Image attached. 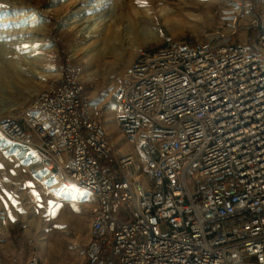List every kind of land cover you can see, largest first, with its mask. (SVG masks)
Returning a JSON list of instances; mask_svg holds the SVG:
<instances>
[{"label":"built area","instance_id":"2783aa9c","mask_svg":"<svg viewBox=\"0 0 264 264\" xmlns=\"http://www.w3.org/2000/svg\"><path fill=\"white\" fill-rule=\"evenodd\" d=\"M0 137L90 196L81 264H264V13L251 5L191 46L136 48L108 100L65 59Z\"/></svg>","mask_w":264,"mask_h":264},{"label":"rangeland","instance_id":"374dc122","mask_svg":"<svg viewBox=\"0 0 264 264\" xmlns=\"http://www.w3.org/2000/svg\"><path fill=\"white\" fill-rule=\"evenodd\" d=\"M85 2L0 0V119L43 88L51 78L47 75L58 71L67 58L82 68L86 95L108 100L136 48L167 43L191 46L210 30L226 29L238 4L264 13V0H191L189 4L166 0L161 8H152L154 17L144 14L149 6L142 0H103L91 14L108 20L98 26L101 35L92 38L77 36L79 28L90 24L85 22L88 15L81 19L73 13L91 8L94 1ZM22 7L35 17L31 24L39 35L34 41L32 35L19 34L18 29L26 28L17 22L22 12L16 9ZM163 9L167 14L160 16L158 10ZM77 19L80 25L75 28L70 23ZM80 45H90L87 56L95 45L100 50L86 63L80 52L72 53ZM10 62L17 74L7 69ZM91 73L96 81H91ZM105 117L106 137L119 145L118 130L110 115ZM50 202L60 205L54 217ZM90 205L88 194L41 171L32 152L0 139V264H25L30 257H36L38 264H81Z\"/></svg>","mask_w":264,"mask_h":264},{"label":"bare ground","instance_id":"6f19581e","mask_svg":"<svg viewBox=\"0 0 264 264\" xmlns=\"http://www.w3.org/2000/svg\"><path fill=\"white\" fill-rule=\"evenodd\" d=\"M94 1V2H93ZM103 0H87V2H85V3H83V5H87V4H89V3H91V2H93V4H92V7L91 8H89V9H87V6H85V8L83 7L82 9H79V10H76V11H74L73 13L76 15H78V17L79 18H81L82 19V17L84 16V15H88L89 17L87 18L86 17V19H85V22H88V23H90L89 24V26H87L86 28H84V27H81V28H79L78 29V31H77V36H80V35H82V34H84V35H93L92 36V38L93 37H98V36H100L101 34H99V32L101 31V29H99L98 28V26L100 25V23H102V22H105V21H107V20H102V19H100L101 17H99V16H96L95 17V15H92L91 13L92 12H95L96 10H98L99 8V3H101ZM143 2H145L146 4H147V6H149V7H147V8H145V9H143V12H144V14H146V15H151V16H153L154 17V15L153 14H156L153 10H152V8H155V7H157V8H161L160 7V5L162 4V3H165L166 2V0H142ZM189 2H191V0H184V3H188L189 4ZM191 3H193V2H191ZM23 9H25V8H17L16 10H20L21 12H22V14H21V16H20V18L18 19V17H17V22L19 23V21H22L21 22V26H23V25H26V28H22V29H18V31H19V34H21L22 36L24 35H32L31 37H30V40L32 39L33 41H34V39H35V37H37L38 35L34 32L35 31V29L34 28H32L34 25H32L31 23H33V21H34V18L31 16V14L27 11H24ZM158 12H160V16H165L167 13L165 12V10L163 9V10H158ZM95 18V19H91L92 18V16ZM195 17V16H194ZM197 17V16H196ZM26 19H30L27 23L25 22V20ZM80 19H77V20H73L70 24L72 25L73 24V27H75V28H77V27H79V25H80V23L78 22ZM90 21V22H89ZM6 22V21H5ZM10 22V21H9ZM12 22V21H11ZM15 22V21H14ZM77 22L79 23V24H77ZM82 22V21H81ZM87 24V23H86ZM20 27V26H19ZM45 29V28H44ZM37 30V29H36ZM38 32H39V30H38ZM16 35V34H15ZM17 36V35H16ZM15 37V36H14ZM26 37V36H25ZM16 39H17V37H16ZM31 40V41H32ZM15 41V40H14ZM15 43V42H14ZM9 45V44H8ZM15 45V44H14ZM98 45H95L94 46V51H93V53L92 54H90V56H87L88 55V53H91V51H90V45H88V46H84V45H80L79 47H77V48H75V49H73L72 50V53L73 54H75V53H77V52H80V54H82V55H84V57H85V60H86V63L91 59V58H89V57H92V56H94L95 54H97V52L99 53V50L100 49H98V48H96ZM11 50H12V48H10ZM13 50H14V48H13ZM9 51V50H8ZM20 51V50H19ZM12 52V51H11ZM14 54V53H13ZM14 55H16V54H14ZM11 63V62H10ZM8 64V66H7V69H9V71L11 72V73H16V71H15V67L14 66H12V65H14V64ZM3 69H4V67H3ZM19 73V72H18ZM17 74V73H16ZM19 75V74H18ZM56 75V72H54V73H50V74H48L47 76H55ZM87 76V75H86ZM88 76L90 77V79H91V81H96L97 80V78L95 77V76H93V74L91 73V74H88ZM17 110V108L15 109V110H11V111H16ZM105 122V121H104ZM123 143V142H122Z\"/></svg>","mask_w":264,"mask_h":264},{"label":"snow or ice","instance_id":"6c2138e0","mask_svg":"<svg viewBox=\"0 0 264 264\" xmlns=\"http://www.w3.org/2000/svg\"><path fill=\"white\" fill-rule=\"evenodd\" d=\"M138 2H139V0H138ZM0 139H2V137H0ZM49 207L52 208L51 215L54 217L56 215V213L58 212L60 205H55V204H53V203L50 202L49 203Z\"/></svg>","mask_w":264,"mask_h":264},{"label":"crops","instance_id":"0c3cea01","mask_svg":"<svg viewBox=\"0 0 264 264\" xmlns=\"http://www.w3.org/2000/svg\"><path fill=\"white\" fill-rule=\"evenodd\" d=\"M120 144V143H119ZM121 145V147H123V143L122 144H120Z\"/></svg>","mask_w":264,"mask_h":264}]
</instances>
